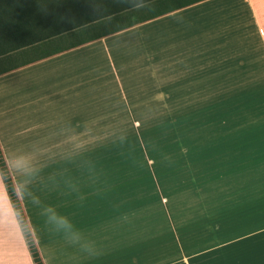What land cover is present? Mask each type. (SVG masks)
I'll return each mask as SVG.
<instances>
[{
	"label": "crops",
	"instance_id": "crops-1",
	"mask_svg": "<svg viewBox=\"0 0 264 264\" xmlns=\"http://www.w3.org/2000/svg\"><path fill=\"white\" fill-rule=\"evenodd\" d=\"M262 95L264 0H204L0 70V145L8 164L22 157L26 165L12 177L39 201L21 200L44 264H264L263 108L243 148L235 145L243 135L219 142L193 136V168L210 180L174 194V201L192 197L193 206L187 217L177 204V224L168 212L167 230L139 234L136 173L105 164L121 156L123 127L154 125L132 122L137 105L182 112L178 125L196 128L202 112L239 110L244 96ZM211 119L210 126L226 120L228 127L232 118ZM251 140L259 144L253 158L243 151ZM208 142L211 149L198 146ZM46 209L67 217L72 229L57 231ZM0 264H35L3 185Z\"/></svg>",
	"mask_w": 264,
	"mask_h": 264
},
{
	"label": "rangeland",
	"instance_id": "rangeland-1",
	"mask_svg": "<svg viewBox=\"0 0 264 264\" xmlns=\"http://www.w3.org/2000/svg\"><path fill=\"white\" fill-rule=\"evenodd\" d=\"M150 13L148 10H143L135 13L132 19H139L144 16H148ZM115 25L107 28H98L97 33L103 32L114 28ZM95 32V33H96ZM71 43V39H67L62 42L57 48L67 46ZM52 49H37L31 57L49 52ZM27 53H16L11 56L0 59V70L17 65L20 62L30 58ZM248 97V96H247ZM241 96H239V102ZM261 99V100H260ZM244 106L242 109L233 110L229 112H202V124L197 126H179V122H184L182 119V112L178 111H161L157 110L156 106H152L146 109H142L143 105H137L139 108L134 110L130 116L133 119L138 120L142 124H154L153 126H125L122 128L123 141L120 144H116V150L121 152V156L113 155L107 156L105 160L106 166L120 167L123 170L132 172L133 178L136 173V181L138 184V197H139V221L138 230L139 234L150 236L151 233H157L164 227L167 230L169 226L168 218L177 224L175 217L177 214V204L184 208L186 216L190 217L188 209L192 207V197L189 196L186 201L176 200L174 198L176 193L180 190H188L184 192L189 194L192 192L194 186L203 182L209 181V174H196L194 167V159L192 157V151L194 150L193 136L208 134L213 136V140L219 142L220 138L224 135H234L236 137H243L240 143L235 145L244 147V135H256L258 131H251L254 129V122L252 119H256L262 109L264 114V96H249L247 101L244 96ZM257 100L260 102L254 103ZM246 102H250L248 105ZM235 103V99L234 102ZM261 106V107H260ZM151 108V109H150ZM229 119V126L225 127L224 121L220 120L214 122L211 126L209 120L211 118L227 117ZM260 116V115H259ZM182 119V120H181ZM262 125L264 127V118H262ZM207 120L206 126L204 125ZM197 138H199L197 136ZM213 142V141H212ZM258 145L254 140L251 143L246 144L248 151L243 150L244 153L249 154L251 158L259 156L256 152ZM199 147H206L211 149V144L204 143L198 144ZM107 153H113L109 151V145H107ZM190 151V155H186ZM186 153V154H184ZM198 181H196L195 177ZM122 179L129 177V174H123ZM181 192V191H180ZM183 193V192H181ZM208 193V192H207ZM166 197L169 200V204L163 206L161 199ZM206 196H208L206 194ZM184 197V196H183ZM179 201V203H178ZM195 205V204H194ZM177 209V210H176ZM168 212L170 217H168ZM168 217V218H167ZM188 226V224H187ZM182 234L181 227L179 228ZM165 232V230H164ZM186 233H195L194 229L186 231ZM171 248L174 247L175 242L171 238L167 239ZM167 245V244H166ZM155 246H157L155 244ZM187 246V242H186ZM188 247V246H187ZM176 250V247L173 248ZM224 255V254H222Z\"/></svg>",
	"mask_w": 264,
	"mask_h": 264
},
{
	"label": "trees",
	"instance_id": "trees-1",
	"mask_svg": "<svg viewBox=\"0 0 264 264\" xmlns=\"http://www.w3.org/2000/svg\"><path fill=\"white\" fill-rule=\"evenodd\" d=\"M201 1L204 0H0V59L27 53L30 58L20 62L25 66ZM143 10L150 14L132 19ZM112 25L114 28L96 32ZM67 39H71L69 45L56 49ZM40 48L52 50L31 57ZM6 164L0 145L1 172ZM13 184L11 174L9 195ZM10 198L35 264H44L22 202Z\"/></svg>",
	"mask_w": 264,
	"mask_h": 264
},
{
	"label": "clouds",
	"instance_id": "clouds-1",
	"mask_svg": "<svg viewBox=\"0 0 264 264\" xmlns=\"http://www.w3.org/2000/svg\"><path fill=\"white\" fill-rule=\"evenodd\" d=\"M26 165L23 162L22 157L15 158L11 164L5 165V171L0 172V185L4 186V190L9 192V184L11 181V174L13 172L23 175ZM10 197H15L16 201L22 199L29 200L34 205H39V201L32 197L31 193L27 189V185L24 182L18 181L16 184L11 185ZM15 208V205H14ZM46 216V222L53 225L57 231L71 230L73 225L69 219L56 211H44Z\"/></svg>",
	"mask_w": 264,
	"mask_h": 264
}]
</instances>
